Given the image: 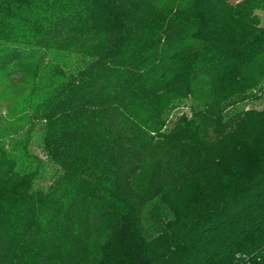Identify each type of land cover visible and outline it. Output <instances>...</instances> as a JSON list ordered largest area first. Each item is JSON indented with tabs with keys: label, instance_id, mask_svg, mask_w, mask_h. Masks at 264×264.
I'll return each instance as SVG.
<instances>
[{
	"label": "trees",
	"instance_id": "trees-1",
	"mask_svg": "<svg viewBox=\"0 0 264 264\" xmlns=\"http://www.w3.org/2000/svg\"><path fill=\"white\" fill-rule=\"evenodd\" d=\"M0 264H264V0H0Z\"/></svg>",
	"mask_w": 264,
	"mask_h": 264
},
{
	"label": "rangeland",
	"instance_id": "rangeland-1",
	"mask_svg": "<svg viewBox=\"0 0 264 264\" xmlns=\"http://www.w3.org/2000/svg\"><path fill=\"white\" fill-rule=\"evenodd\" d=\"M258 107H261V106H258ZM183 112L186 114L187 119H190V117L192 116V114L187 109H184ZM103 249H104L105 252H107L109 250V246H106Z\"/></svg>",
	"mask_w": 264,
	"mask_h": 264
}]
</instances>
